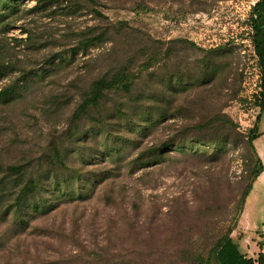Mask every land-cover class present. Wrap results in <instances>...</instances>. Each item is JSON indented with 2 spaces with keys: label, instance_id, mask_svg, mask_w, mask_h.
Wrapping results in <instances>:
<instances>
[{
  "label": "rangeland",
  "instance_id": "obj_1",
  "mask_svg": "<svg viewBox=\"0 0 264 264\" xmlns=\"http://www.w3.org/2000/svg\"><path fill=\"white\" fill-rule=\"evenodd\" d=\"M93 1L23 0L0 25V62L15 65L0 80V88L32 63L49 70L47 57L58 52L65 58L52 60L58 66L35 79L16 103L0 106L2 161L38 157L53 134L67 128L80 89L128 59L137 69L138 51L149 44V38L159 42L181 38L202 50L175 45L181 57L158 61L137 80L130 96L120 98L128 112L138 97L157 116L167 118L154 116L149 128L135 132L136 140L126 128L121 130L128 142L118 162L89 161L86 153L93 138L88 148L72 158L81 172V183L91 172L98 177L108 175L87 186L85 198L60 201L53 210L30 219L24 229L12 216L0 220V264H175L179 250L196 247L203 251L212 245L231 221L232 206L245 184L250 152L242 135L259 111L255 103L259 72L249 24L256 0ZM117 20L127 22L119 35L72 54L79 33L96 31ZM34 45L40 50L33 49ZM210 50L219 51L209 58L216 72L212 78L200 76V81L196 78L198 59ZM171 72L182 80L169 88L165 79ZM146 95L154 98L147 100ZM223 115L232 119L236 129L226 130L230 133L221 150L201 145L214 141L210 134L206 140L189 138L178 143L184 127ZM259 127L264 131V113ZM81 128L89 125L82 122ZM170 138L183 147L166 148L164 158L155 164H140L147 161L149 149ZM254 143L264 163V133ZM211 188H218L220 194L216 217L193 219L192 212ZM249 193L232 237L244 234L237 239L241 250L257 257L259 252L264 254V178ZM222 206L232 209L227 213L220 210Z\"/></svg>",
  "mask_w": 264,
  "mask_h": 264
},
{
  "label": "trees",
  "instance_id": "obj_2",
  "mask_svg": "<svg viewBox=\"0 0 264 264\" xmlns=\"http://www.w3.org/2000/svg\"><path fill=\"white\" fill-rule=\"evenodd\" d=\"M23 0H0V25L5 18L12 14L19 3ZM94 2L93 0H90ZM40 7V3L34 8ZM98 15H102L96 11ZM250 30L251 45L259 72L258 92L255 100L259 111L255 117L253 125L245 129L242 139L246 149L250 152V165L248 175L246 177L243 188L234 201L232 208L233 216L225 229L218 235L212 245L201 251L196 247H189L178 251L174 258L175 264H264V254L259 252L257 257H251L245 254L240 248L237 239H242L244 234L238 233L236 238L232 237L235 225L242 212L245 200L252 189L254 181L264 170V165L258 156L254 140L261 134L259 131V123L264 111V0H256L250 11ZM127 26L124 20L107 23L105 27L97 28L96 31H86L79 33L76 48L72 49V54L77 50H86L90 46H96L113 35H119ZM29 38V37H28ZM30 39V38H29ZM148 43L139 49V60L137 69H134L133 62L126 60L120 63L114 69L104 71L92 78L88 84L82 87L78 101L75 103L70 116L68 117V126L59 133L53 134L47 142L45 150L33 161L30 159H18L10 161H2L0 155V220H7L12 216L16 225L26 228L34 216L46 214L57 207L59 202H67L75 198H85V188L92 187L99 181L108 178V175H99L91 172L86 175L80 182L81 172L73 165L72 158L79 156L80 151L88 148L87 144L93 138L86 156L91 159L100 158L101 160L109 159L116 163L120 160L121 150L126 142V135L121 130L126 128L128 136L134 135L133 139H137L135 132L146 130L153 124V117L158 113L154 112L146 103L140 102L136 97L133 101V107L128 112L126 103L120 98L125 95H131L137 80L144 72L158 61H168L172 57L178 58L179 50L174 51L177 44H186L201 51L194 43L185 39H172L167 42L154 41L149 38ZM41 47L33 46V49L39 51ZM192 48V49H193ZM218 50H210L202 55L200 60L199 75L212 78L216 72L214 64L209 62L210 56L216 57ZM52 58V59H50ZM50 59V60H49ZM65 58L58 52L52 54L45 61L50 64L49 68L44 69L32 63L29 68L22 69L18 75L11 78L9 82L0 88V106H11L16 100L23 97V92L28 89L35 79L45 77L49 71H53L58 66V61ZM15 68L14 64L6 65L0 62V80L5 78ZM182 80L171 72L165 79L169 88H172L175 82ZM71 85H69L70 87ZM116 97V101L114 100ZM145 99L154 98L146 95ZM63 97L62 100H65ZM59 101V100H57ZM56 101V102H57ZM42 111V108L40 109ZM40 111V112H41ZM164 115H158V120L165 119ZM30 119L34 122L35 118L30 115ZM89 125L88 129L81 128V123ZM125 124V125H124ZM125 127H124V126ZM114 126V129H113ZM235 132L236 124L227 116H213L204 121L186 126L180 132V140L178 143L189 141V138L196 140H206V136L214 138V141L202 143L206 146L211 144L215 146L214 151L222 149L224 139L229 131ZM213 130L212 132H208ZM175 138H170L158 148H151L146 155L147 161L140 164H155L162 160L164 150L166 148H182L176 146ZM143 152L140 154V156ZM217 154V153H214ZM81 160H86L81 157ZM134 161H138L136 158ZM53 196V197H49ZM218 188H211L206 193L202 205L192 212V218L202 221L213 220L216 216L214 211L217 208L219 200ZM232 208L227 206L220 207L225 212H229ZM221 220V219H220ZM219 220L214 221L217 232L221 230L218 225ZM261 245V242H258Z\"/></svg>",
  "mask_w": 264,
  "mask_h": 264
},
{
  "label": "crops",
  "instance_id": "obj_3",
  "mask_svg": "<svg viewBox=\"0 0 264 264\" xmlns=\"http://www.w3.org/2000/svg\"><path fill=\"white\" fill-rule=\"evenodd\" d=\"M263 113H264V111H263ZM262 118H263V114H262V117H261V120H262ZM261 120H260V122H261ZM260 124V123H259ZM259 131L261 132V134L257 137V138H259L263 133H264V131L259 127ZM256 138V139H257ZM255 139V140H256ZM254 140V141H255ZM254 143V142H253ZM255 144V143H254ZM255 147V146H254ZM256 150V149H255ZM256 152H257V150H256ZM263 153H264V148H263V151H262ZM257 154H258V152H257ZM258 156H259V154H258ZM260 157V156H259ZM260 159H261V161H262V163H263V160H262V158L260 157ZM263 165H264V163H263ZM262 178H264V170L259 174V176L257 177V179L254 181V183L255 182H257V181H259V180H262ZM253 183V184H254ZM249 195H250V193L248 194V196L247 197H249ZM247 199V198H246ZM246 201V200H245ZM244 205H245V203H244ZM243 205V209H242V212H241V214H240V216H239V219L242 217V214L244 213V211H245V206ZM239 219H238V222H239ZM248 246V245H247ZM246 246V247H247ZM243 251V250H242ZM248 256H250V255H248ZM251 257H254V256H251Z\"/></svg>",
  "mask_w": 264,
  "mask_h": 264
},
{
  "label": "built area",
  "instance_id": "obj_4",
  "mask_svg": "<svg viewBox=\"0 0 264 264\" xmlns=\"http://www.w3.org/2000/svg\"><path fill=\"white\" fill-rule=\"evenodd\" d=\"M256 2V1H255Z\"/></svg>",
  "mask_w": 264,
  "mask_h": 264
}]
</instances>
